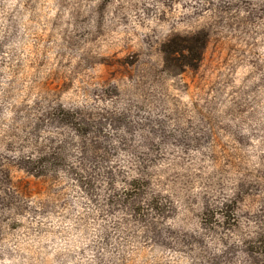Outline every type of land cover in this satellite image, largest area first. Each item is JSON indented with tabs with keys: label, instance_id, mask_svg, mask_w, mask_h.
I'll return each mask as SVG.
<instances>
[{
	"label": "rangeland",
	"instance_id": "rangeland-1",
	"mask_svg": "<svg viewBox=\"0 0 264 264\" xmlns=\"http://www.w3.org/2000/svg\"><path fill=\"white\" fill-rule=\"evenodd\" d=\"M0 264H264V0H0Z\"/></svg>",
	"mask_w": 264,
	"mask_h": 264
},
{
	"label": "trees",
	"instance_id": "trees-1",
	"mask_svg": "<svg viewBox=\"0 0 264 264\" xmlns=\"http://www.w3.org/2000/svg\"><path fill=\"white\" fill-rule=\"evenodd\" d=\"M196 60H198V58Z\"/></svg>",
	"mask_w": 264,
	"mask_h": 264
}]
</instances>
